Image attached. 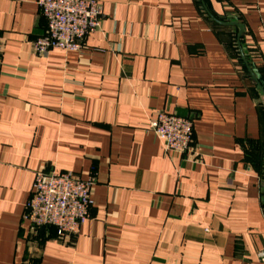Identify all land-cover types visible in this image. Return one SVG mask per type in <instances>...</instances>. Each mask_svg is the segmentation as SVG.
<instances>
[{
	"label": "crops",
	"instance_id": "1",
	"mask_svg": "<svg viewBox=\"0 0 264 264\" xmlns=\"http://www.w3.org/2000/svg\"><path fill=\"white\" fill-rule=\"evenodd\" d=\"M79 51L33 50L37 0H0V264H264V0H99ZM206 9V10H205ZM193 121L192 151L149 130ZM41 170L95 179L75 236L34 230Z\"/></svg>",
	"mask_w": 264,
	"mask_h": 264
},
{
	"label": "built area",
	"instance_id": "2",
	"mask_svg": "<svg viewBox=\"0 0 264 264\" xmlns=\"http://www.w3.org/2000/svg\"><path fill=\"white\" fill-rule=\"evenodd\" d=\"M37 5L47 24L45 35L33 42L39 56L53 49L79 51L85 39L101 28L99 0H37ZM2 50L0 40V54ZM149 130L166 152L192 151L194 130L190 117L159 111L150 121ZM94 186L93 177L83 180L71 173L41 170L35 175L24 219L34 230L53 227L61 238L75 236L90 216Z\"/></svg>",
	"mask_w": 264,
	"mask_h": 264
},
{
	"label": "water",
	"instance_id": "3",
	"mask_svg": "<svg viewBox=\"0 0 264 264\" xmlns=\"http://www.w3.org/2000/svg\"><path fill=\"white\" fill-rule=\"evenodd\" d=\"M203 7L205 8V4H204V0H201ZM206 10V9H205ZM209 17L217 24L222 25V26H230V27H236L238 29V35H237V47L239 49V52L241 54V58L243 60V62L246 65L247 70L249 71V73L251 74L252 78H254L257 82V85L259 86L260 90L262 91V93L264 94V87L259 83V78L260 75L258 72H256L255 70L251 69L249 63L247 62V59L244 55L243 49H242V45H241V36L243 35L244 32V28L241 24H239L238 22H223L217 18H215L213 15H211V13L207 12Z\"/></svg>",
	"mask_w": 264,
	"mask_h": 264
}]
</instances>
